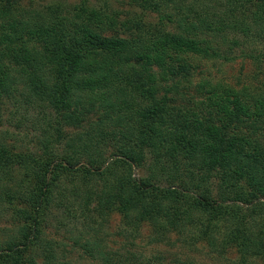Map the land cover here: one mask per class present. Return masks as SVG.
<instances>
[{"label":"trees","instance_id":"1","mask_svg":"<svg viewBox=\"0 0 264 264\" xmlns=\"http://www.w3.org/2000/svg\"><path fill=\"white\" fill-rule=\"evenodd\" d=\"M126 2L0 0V127L42 122L39 151L0 131V264H76L52 224L92 264H264V0ZM236 51L256 67L240 88L200 66ZM115 215L130 249L105 241Z\"/></svg>","mask_w":264,"mask_h":264},{"label":"rangeland","instance_id":"2","mask_svg":"<svg viewBox=\"0 0 264 264\" xmlns=\"http://www.w3.org/2000/svg\"><path fill=\"white\" fill-rule=\"evenodd\" d=\"M81 0H20V4L24 8L28 9H35V10H43L48 5H53L54 3H60L62 5H65L68 10H70L75 5H78ZM107 1L108 4L114 8L117 9L120 12V18H123V14L126 13V11H129V7L127 6V0H124V3L121 4L120 2L122 0H89V2L92 4L91 6H102L103 2ZM151 23L157 22V18L155 15H150L148 19ZM236 57L235 59L231 61H220L219 63H200V66H206L203 67V70L205 74H210L214 79V83L220 82L222 84L229 83L230 86L235 88L242 87V84L246 83L249 79L254 78L255 74V66L254 63L244 57L238 55V51H236ZM259 79L264 80L263 75H258ZM202 98H199L201 100ZM21 114H16L13 116L9 115L10 122L5 123L3 126L0 127V131L3 133L4 131L8 132L9 137H7V142H10L8 144H14L17 146L18 149L24 150L26 147H29V149L33 151H39L37 147L34 145V143L28 142L30 138L32 137H39L41 134H39V127L42 125V122L37 121V111L30 110L29 112H24ZM8 116L6 115V118ZM22 120V121H18ZM27 120V121H26ZM22 123L21 129H17L15 126V123ZM25 130L28 132L26 136H28L27 139H24V141L18 140L20 138L15 137L13 134H17L19 131ZM74 131L68 130L69 135H72ZM24 136V134H22ZM15 138H18L15 140ZM53 226L49 228L50 237L55 240H63L65 245V255L66 258H68L70 261L76 263V264H92V261L85 257L83 255V250L79 246V244L73 245V239L72 237H75L77 233L74 232L73 228L77 229L79 226H67L68 230L72 229L73 234H70L69 232L65 231V229H56V225L52 224ZM5 227L9 228V222L7 217H1L0 218V239L3 238V230ZM107 235L105 236V241L107 245H109L112 250L122 249V247L131 248L129 244H131V239L129 235L122 236L121 235V221L119 216L115 215L107 224ZM141 236H139L137 239H134V242L136 244V247L131 249L132 251L139 250L145 257H151L155 253V249L153 245L150 247H147V242L150 239V227L144 226L141 230ZM164 248V247H163ZM127 249V250H129ZM233 255H228V258H231ZM170 260V259H169ZM168 260V261H169ZM95 263V262H94ZM93 263V264H94ZM195 263H201V264H231L229 261H214L213 259H198ZM169 264V263H165ZM181 264V263H179ZM183 264V263H182Z\"/></svg>","mask_w":264,"mask_h":264}]
</instances>
